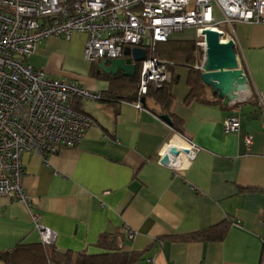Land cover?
<instances>
[{"label":"crops","instance_id":"0c3cea01","mask_svg":"<svg viewBox=\"0 0 264 264\" xmlns=\"http://www.w3.org/2000/svg\"><path fill=\"white\" fill-rule=\"evenodd\" d=\"M188 30L170 38L193 39L195 29ZM224 30L234 41L247 86L226 104L206 85L200 96L204 101H188L192 65L170 66L176 79L169 112L180 120L183 133L160 118L152 98L143 97L141 108L136 101H99L112 75L100 69L98 77L90 75L91 63L83 59L85 34L39 42L27 58L31 66L100 98L73 97V110L94 122L77 145L60 146L45 157L33 151L21 154L22 186L30 201L26 205L0 196V252L19 243H40L31 218L38 213L41 223L57 232L53 248L59 252L104 253L97 245L100 234L118 232L122 250L141 254L134 264H260L264 22L234 21ZM201 63L196 59L192 67L199 69ZM228 116L239 119L235 131L223 129ZM174 136L200 147L183 172L157 162L158 151ZM222 222L227 225L222 239L200 235L219 231L215 226ZM0 264L6 263L0 259Z\"/></svg>","mask_w":264,"mask_h":264},{"label":"built area","instance_id":"2783aa9c","mask_svg":"<svg viewBox=\"0 0 264 264\" xmlns=\"http://www.w3.org/2000/svg\"><path fill=\"white\" fill-rule=\"evenodd\" d=\"M215 7L222 22L214 16ZM234 21L264 22V0H0V196L29 205L21 154L33 151L45 157L60 146L73 147L94 124L73 110L72 101L74 96L100 95L31 66L27 58L39 42L51 36L70 40L73 33H83V59L88 63L121 58L126 46L144 48L146 58L137 63L138 95L143 96L149 86L172 79L171 64L153 55L156 42L193 27L197 35L207 26H215L226 40L228 33L220 25ZM134 104L142 107L140 101ZM238 124L237 116L222 123L228 132ZM251 141L245 137L246 145ZM183 143L164 144L158 164L176 172L188 169L200 147L190 140ZM172 146L178 155L170 154ZM31 218L40 243L53 247L57 232L41 223L40 214L31 213Z\"/></svg>","mask_w":264,"mask_h":264},{"label":"trees","instance_id":"16d2710c","mask_svg":"<svg viewBox=\"0 0 264 264\" xmlns=\"http://www.w3.org/2000/svg\"><path fill=\"white\" fill-rule=\"evenodd\" d=\"M201 54L200 48L196 46V41L177 40L169 38L166 41H158L154 44L153 55L160 60L166 61L174 65L190 64L194 65L196 59ZM98 63L90 64V75L98 77L100 70ZM190 66V76L188 79L191 88L186 100L204 101L200 98L202 89L206 86L202 83L200 77V69ZM110 85L107 91L101 94L99 101H115L125 100L128 102L140 101L141 98H152L154 103L159 107V114L168 113L172 118L171 127L178 133H183L181 122L178 118L169 112V107L173 96L171 87L176 77H172L170 82L162 84L160 87L149 86L145 95H138L139 74L136 70L133 76H123L120 72L116 75L107 76ZM141 102V101H140ZM73 105V104H72ZM144 105V102L141 103ZM73 107V106H72ZM220 226V227H219ZM215 227H219V231L199 232L204 239L219 240L224 236L227 227L223 222ZM214 228V227H213ZM197 235V234H196ZM118 232L100 234L97 245L106 250L101 254L89 255L84 252L73 254L72 252H59L53 247L43 246L41 243H19L13 249L0 252V259L6 264H134L141 254L135 251L122 250L119 246ZM260 264H264V248Z\"/></svg>","mask_w":264,"mask_h":264},{"label":"water","instance_id":"95a60500","mask_svg":"<svg viewBox=\"0 0 264 264\" xmlns=\"http://www.w3.org/2000/svg\"><path fill=\"white\" fill-rule=\"evenodd\" d=\"M201 31L204 39V59L199 67L201 81L226 104L245 90L247 77L239 66L233 39L224 40L213 26L204 27ZM145 58L144 48L126 46L123 49V57L100 60L97 66L104 73L116 75L120 72L123 76L130 77L135 74L137 63ZM140 101L144 102V98ZM160 118L168 125L172 124L168 114H161ZM169 152L171 155H178L179 151L172 146ZM166 161L167 157L162 162Z\"/></svg>","mask_w":264,"mask_h":264},{"label":"rangeland","instance_id":"374dc122","mask_svg":"<svg viewBox=\"0 0 264 264\" xmlns=\"http://www.w3.org/2000/svg\"><path fill=\"white\" fill-rule=\"evenodd\" d=\"M214 16L217 17L218 21H220V22L223 21V15L217 10L216 7L214 8ZM225 25H226L225 23H222L220 25V27L223 28V29H225ZM193 29H194V27H193ZM188 31L190 32V30L187 29V30L182 31V32H179V33L182 34V33L185 32L187 34ZM191 31H193V30L191 29ZM176 34H178V33H176ZM223 38L225 39V37H223ZM193 40L196 41V46H198L200 48V51H201V54H200V56H198L199 57L198 59L201 60V61H203V58H204V45H203L204 39H203V37L197 36L196 33H195V35L193 37Z\"/></svg>","mask_w":264,"mask_h":264},{"label":"bare ground","instance_id":"6f19581e","mask_svg":"<svg viewBox=\"0 0 264 264\" xmlns=\"http://www.w3.org/2000/svg\"><path fill=\"white\" fill-rule=\"evenodd\" d=\"M213 27H214V29H216L215 26H213ZM197 36L203 37V33H202L201 29L197 31ZM171 143H172L173 145H175V146H182V145L185 146V144L182 142V140H180V139L178 138V136H174V137L171 139Z\"/></svg>","mask_w":264,"mask_h":264}]
</instances>
